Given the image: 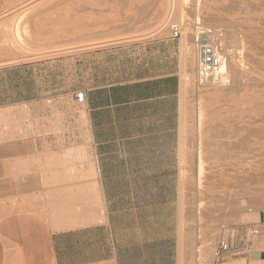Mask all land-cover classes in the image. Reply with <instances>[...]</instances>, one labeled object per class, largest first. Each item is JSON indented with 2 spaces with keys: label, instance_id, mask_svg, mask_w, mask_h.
<instances>
[{
  "label": "crops",
  "instance_id": "0c3cea01",
  "mask_svg": "<svg viewBox=\"0 0 264 264\" xmlns=\"http://www.w3.org/2000/svg\"><path fill=\"white\" fill-rule=\"evenodd\" d=\"M188 62L166 34L0 64V264H186Z\"/></svg>",
  "mask_w": 264,
  "mask_h": 264
},
{
  "label": "rangeland",
  "instance_id": "374dc122",
  "mask_svg": "<svg viewBox=\"0 0 264 264\" xmlns=\"http://www.w3.org/2000/svg\"><path fill=\"white\" fill-rule=\"evenodd\" d=\"M0 4V64L166 35L169 22H178L189 61L180 95L186 119L183 130L190 137L185 145L191 149L190 163L181 171L189 185L179 187L177 195L184 260L212 264L222 238L230 249L222 253L221 264H264L247 257L251 249L264 247L260 222L264 214V0H0ZM207 32L215 34L225 57L236 58L226 86L203 83L196 73L194 34ZM60 103L62 109L71 108L66 99ZM24 113L23 107H17L13 114L20 118ZM79 114L84 115L80 106ZM21 125L17 121L16 131ZM73 125L81 129L85 124ZM5 135L0 132V139ZM253 228L258 229L256 235L250 233Z\"/></svg>",
  "mask_w": 264,
  "mask_h": 264
},
{
  "label": "built area",
  "instance_id": "2783aa9c",
  "mask_svg": "<svg viewBox=\"0 0 264 264\" xmlns=\"http://www.w3.org/2000/svg\"><path fill=\"white\" fill-rule=\"evenodd\" d=\"M1 7V4H0ZM170 35L174 38L181 37V26L178 22H169ZM201 36V35H200ZM195 39H201L199 36H195ZM225 59V55L222 51L220 44L202 43L199 41L198 47V64L199 67L206 73H215ZM85 97L84 92H77L75 98L77 101L82 102ZM260 222L264 224V214L260 218ZM257 228L250 230L251 234H257ZM230 249V244L222 238L218 240L215 250V260L212 264H221L220 259L222 253Z\"/></svg>",
  "mask_w": 264,
  "mask_h": 264
},
{
  "label": "bare ground",
  "instance_id": "6f19581e",
  "mask_svg": "<svg viewBox=\"0 0 264 264\" xmlns=\"http://www.w3.org/2000/svg\"><path fill=\"white\" fill-rule=\"evenodd\" d=\"M197 28V27H196ZM200 32V31H199ZM198 33V32H197ZM196 33V34H197ZM214 33H203L201 36L199 35V37H201V39H195L194 40V47H193V49L195 50L194 51V66H195V70H196V73H198V75H200L199 77H200V79L202 80V82L204 83V82H206V84L208 83V84H212V85H216V84H224L226 81H227V79H228V77H229V73H231V69L233 68V63L235 64V62H233L232 61V59H236V58H232V57H229V56H227V57H225V59H224V61H223V63L221 64V66L219 67V69L215 72V73H212V74H208V73H206V72H204L200 67H199V64H198V47H199V41L200 42H202V43H213V44H219V42L217 41V40H215V37H214ZM194 36H196L195 34H194ZM195 38V37H194ZM234 41V40H233ZM195 42H196V44H195ZM197 47V48H196ZM197 51V52H196ZM223 51V50H222ZM225 55V54H224ZM231 59V60H230ZM238 61V60H237ZM233 62V63H232ZM237 63V62H236ZM236 65V64H235ZM234 65V66H235ZM235 68V67H234ZM236 69H238V68H236ZM241 69V68H240ZM239 69V70H240ZM238 70V71H239ZM235 72H237L236 70H234ZM233 71V72H234ZM240 73V72H239ZM238 73V74H239ZM237 74V75H238ZM249 74V73H248ZM247 74V75H248ZM232 75H234V74H232ZM233 77H235L236 78V76H233ZM238 79V78H237ZM200 80V81H201ZM241 82V81H240ZM235 83H237V81H235ZM241 84V83H240ZM225 86H226V84H224ZM228 86H229V84H227ZM238 85V84H237ZM223 86V85H222ZM227 86V87H228ZM238 86H240V85H238ZM242 87V86H241ZM226 89V88H225ZM229 89V88H228ZM226 91V90H225ZM230 92L231 90H227L226 92ZM236 92V91H235ZM232 93V92H231ZM230 93V94H231ZM229 94V93H228ZM238 94V93H237ZM233 95V94H232ZM228 96V95H227ZM225 97H226V95H225ZM228 98V97H227ZM230 98V97H229ZM227 100V99H226ZM229 100V99H228ZM247 101V100H246ZM228 103V102H227ZM237 103V102H236ZM243 103V102H242ZM232 106H234V105H232ZM239 108V107H238ZM235 126V125H234ZM236 128V127H235ZM240 128V127H239ZM226 130H228V129H226ZM253 130V129H252ZM223 133V132H222ZM225 133V132H224ZM223 133V134H224ZM227 133V132H226ZM225 133V134H226ZM248 132H246V134H247ZM231 134V133H230ZM250 134H252V133H250ZM248 135V134H247ZM225 136H228V135H225ZM224 136V137H225ZM233 136V135H232ZM245 137H247V136H245ZM244 137V138H245ZM251 137V136H250ZM248 139V138H247ZM249 141L251 142V140L249 139ZM248 141V142H249ZM236 142H238V141H236ZM222 143V142H221ZM239 143V142H238ZM237 143V144H238ZM242 143V142H241ZM243 143H245V141L243 142ZM223 144V143H222ZM225 144H227V143H225ZM233 144V143H232ZM229 145V144H228ZM221 146H223V145H221ZM239 146V145H238ZM241 146V145H240ZM243 146V145H242ZM248 146V145H247ZM220 147V146H219ZM228 147V146H227ZM249 147V146H248ZM232 148V147H231ZM233 148H234V146H233ZM226 149V148H225ZM229 150V149H228ZM249 151H250V149H249ZM244 152V151H243ZM239 153H241V152H239ZM248 153H250V152H248ZM224 155V154H223ZM227 157V156H226ZM232 157H234V156H232ZM232 157L230 158L229 157V159H230V161H231V159H232ZM249 158V157H248ZM244 159V158H243ZM242 159V160H243ZM234 160V159H233ZM243 162V161H242ZM241 163V162H240ZM234 165V164H233ZM236 165V164H235Z\"/></svg>",
  "mask_w": 264,
  "mask_h": 264
}]
</instances>
